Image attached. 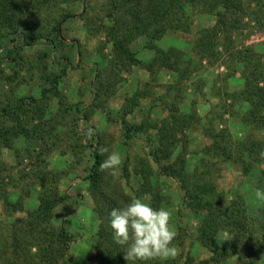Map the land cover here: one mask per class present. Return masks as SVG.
<instances>
[{
	"label": "rangeland",
	"instance_id": "rangeland-1",
	"mask_svg": "<svg viewBox=\"0 0 264 264\" xmlns=\"http://www.w3.org/2000/svg\"><path fill=\"white\" fill-rule=\"evenodd\" d=\"M247 2L248 0H244L243 10H232L227 14L230 22L236 24L231 28V43L228 50H225L220 46L221 36H218L216 50L219 55L211 63L200 61L195 44L203 33L215 27L217 15L215 11L208 12L200 1L187 4L188 29L169 31L156 44L160 51H171L176 53L175 57L183 58L181 72L159 68V63H155L152 71L132 67L121 74L113 94L102 103L101 108H95L97 102L92 95L93 80L96 70L108 66L110 45L103 35L86 31L84 19H80V16L94 23L92 26L99 27L105 0H76L61 7L63 11L70 12L71 17L61 23L64 45L56 50L51 59L41 57L42 47L37 46L16 55V64L8 65V59L0 60V101L5 100L6 96L12 97V100L29 97L39 100L44 104V122H48L47 126H53L48 136L45 132L40 133L44 140L37 137L19 138L12 148L1 151V158L11 178L9 192L12 193V199L15 200L19 194L28 196L23 197L24 210L12 215L6 214L0 203V233L8 237L15 219L25 217L26 211L35 207L41 186L37 181L44 182L39 179L40 174L36 170L52 172L56 174L55 185L59 201L53 211L52 225L57 227L63 224L73 234L68 263L85 264L95 256L93 235L98 225L95 211L101 203L94 200L83 178L84 169L90 164L85 146L89 141L94 144L93 140H101V148L116 150L122 155L118 179L111 178L117 192L129 198L138 197L150 202V197L140 189L135 171L142 158L148 160L153 169L152 182L162 196L160 207L171 211L170 225L181 241V245L176 246L177 256L183 257L190 253L195 261L208 258V250L195 241L200 216L185 207L179 183L160 176L157 164L151 160L150 153L156 147V131L153 127L167 115L165 103L175 101L181 112L195 113L198 122L184 132V140L174 152L186 155L187 169L190 172L202 167L200 161L203 158L208 159L204 157L202 150L209 144V139L203 133V128L209 125L218 129L227 128L233 139L257 141L264 148V127L258 129L241 123L239 118L245 106L228 99L242 88L239 72L235 71L232 76L235 66L233 68L230 54L240 48L250 47L261 55L264 63V28L258 26ZM216 31H219V27H216ZM146 42V38L141 37L130 47L137 58L148 63L154 52L145 49ZM0 54L5 52L0 51ZM39 57L47 65L44 74H59L63 68L62 63L68 64L58 84L59 99L50 97L45 101L41 97L42 88L48 85L44 74L39 72V68L43 66L39 63ZM62 58H67L68 62ZM184 71L187 72L182 74ZM135 94H141L138 106L125 119L134 126L142 124L143 129L130 134V138L126 139L121 116L124 106ZM166 94L168 98L165 97ZM62 108L67 109L66 114ZM20 119L25 122L23 117ZM8 123L12 124L10 121ZM29 125L32 126L33 123ZM41 159L43 163H40ZM214 164L210 168V181L219 192L220 200L228 203L239 196L244 201L247 214L253 216L252 219L256 218L255 226L259 225L257 218L264 215V200L258 199L255 191H264V180L258 181L260 172H264V162L255 166L248 176L243 175L240 165L223 162ZM46 175L49 178L47 173ZM110 189H107V193ZM2 244L4 241L0 238V245ZM248 257L254 264H264V253ZM6 261L7 257L0 259V264H5ZM222 264L241 263L238 257L233 256Z\"/></svg>",
	"mask_w": 264,
	"mask_h": 264
},
{
	"label": "trees",
	"instance_id": "trees-1",
	"mask_svg": "<svg viewBox=\"0 0 264 264\" xmlns=\"http://www.w3.org/2000/svg\"><path fill=\"white\" fill-rule=\"evenodd\" d=\"M75 1L0 0V51L5 52L0 54V60L8 59V65L16 64V55L37 46L42 47L41 57L51 59L56 50L64 45L61 23L71 17V13L63 11L61 7ZM196 1H200L208 12L215 11L217 15L215 27L203 33L195 44L200 61L211 63L219 55L216 50L218 36H221L220 46L228 50L227 47L231 43V28L236 24L230 22L227 14L232 10H243L244 0H105L99 27L92 26L94 23L80 16V19H84L86 31L103 35L106 43L110 45L108 66L96 70L94 75L92 95L97 102L95 108L103 106L102 103L113 94L121 74L132 67L152 71L155 63H159V68L181 72L183 58L175 57L176 53L171 51L167 53L160 51L156 44L169 31L188 29L185 7ZM247 6L254 14L258 26L264 28V0H248ZM216 27H219V31H216ZM141 37L147 40L145 49L154 52L152 60L148 63L137 58L131 51V44ZM41 57L39 63L43 66L39 68V72L44 74L47 65L43 64ZM62 59L68 62L67 58ZM230 59L233 68L235 66L232 76L238 71L242 84L241 90L228 98L245 106L239 121L248 127L258 129L264 127L262 57L252 48L246 47L231 53ZM62 64L63 68L59 74L43 75L48 86L43 87L40 94L45 101L50 97L60 98L58 84L68 65ZM139 95L141 94H135L129 99L122 111L121 125L126 139L130 138V134L143 129L142 124L134 126L125 119L138 106ZM165 97L168 98L167 94ZM76 106L78 108V104ZM43 107V103L32 97L12 100V97L6 96L5 100L0 101V203L6 214L12 215L23 211V197L28 195L19 194L15 200L12 199V193L9 192L11 178L1 158V151L12 148L19 138L37 137L44 140L41 132L48 136L53 126H47L48 122H44ZM62 110L66 114L67 109ZM165 110L167 115L153 127L156 131V147L151 151L150 157L152 162L157 164L160 176L179 183L185 207L200 216L195 241L210 253L208 258L200 261H195L193 256L187 253L183 257L169 259L166 264H222L233 256L238 257L241 264H254L248 255L264 253V215L257 218L259 225L255 226L256 218L252 219L253 216L247 214L244 201L239 196L228 203L220 200L219 192L210 181V168L215 165L214 162L234 163L240 165L244 176H248L255 166L264 162V157L260 155L264 148L259 146L257 141L233 139L227 128L218 129L209 125L203 128L209 144L202 150L204 157L208 159L203 158L200 161L202 167L190 172L187 169L186 155L174 152L184 140V132L197 123L198 118L194 112L188 114L181 112L175 101L165 103ZM20 117H23L25 122ZM30 123L33 125L30 126ZM93 141L94 144L89 141L85 146L88 150L87 161L90 164L84 169L83 180L87 182L88 191L94 200L101 203V206L95 211L98 219L97 230L93 235L96 254L85 264H126L123 248L115 243L108 227V214L113 207L123 206L130 198L119 194L112 185L111 177L106 171L99 169V164L107 155L99 151L102 146L101 140ZM42 159L40 163H43ZM135 171L142 193L150 197L149 203L154 208H159L162 196L152 182L153 169L150 162L142 158ZM36 173L40 174L39 179L44 180L37 181L41 186L36 205L26 211L25 217L15 219L10 226L8 237L0 233V238L4 241V244L0 245V259L7 257L5 264H69V245L73 234H70L63 224L57 227L52 225L53 211L59 202L58 189L55 185L56 174L46 172L48 178L41 170L38 172L36 170ZM260 173L258 181L262 182L264 172ZM108 188H111L109 193ZM262 212L264 213V209ZM174 244L181 245L179 237H175Z\"/></svg>",
	"mask_w": 264,
	"mask_h": 264
},
{
	"label": "clouds",
	"instance_id": "clouds-1",
	"mask_svg": "<svg viewBox=\"0 0 264 264\" xmlns=\"http://www.w3.org/2000/svg\"><path fill=\"white\" fill-rule=\"evenodd\" d=\"M108 153L99 164L113 180L118 179L122 155L116 150L100 148ZM264 157V152L260 153ZM255 196L264 200V191L256 189ZM171 211L166 207L154 208L142 198H130L123 206L113 207L108 216V227L116 244L123 248L126 264H166L177 256L174 244L177 235L170 225Z\"/></svg>",
	"mask_w": 264,
	"mask_h": 264
}]
</instances>
